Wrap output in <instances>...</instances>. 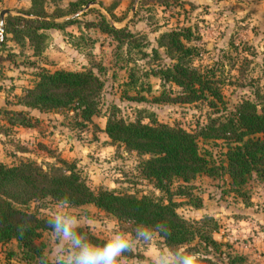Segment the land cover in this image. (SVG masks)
<instances>
[{
	"label": "rangeland",
	"instance_id": "obj_1",
	"mask_svg": "<svg viewBox=\"0 0 264 264\" xmlns=\"http://www.w3.org/2000/svg\"><path fill=\"white\" fill-rule=\"evenodd\" d=\"M56 6L65 10L70 2ZM88 7L73 17L64 29L42 30L38 49L26 38H16L3 29L0 45V163L11 166L32 161L46 170L62 159L73 166L86 185L115 193L149 195L165 202L163 192L140 173L146 155L112 142L104 132L108 114L124 121L165 123L198 133L209 118L232 113L244 99L264 101V0H88ZM86 4V3H85ZM75 9L76 13L82 7ZM29 0H0L4 26L8 17L21 16ZM50 13L54 6L43 4ZM70 13V14H73ZM25 14V13H24ZM64 15L62 17L70 15ZM101 16L115 28L130 33L120 40L101 32ZM48 19L47 17H40ZM61 18V17H59ZM54 18L53 20H58ZM57 22V21H56ZM62 22V21H58ZM22 29V27L15 26ZM176 29L188 33L182 42L195 49L191 64L216 80L221 101L208 104L210 96L180 103L155 100L173 97L180 89L155 74L172 63L157 45L162 32ZM91 70L102 81L98 112L84 120L78 110L38 111L21 105L24 90L31 88L42 70ZM24 111L36 119L32 127L8 123L12 111ZM197 150L210 165L219 167L213 176L198 174L189 181L190 197L173 195L176 212L187 220L212 217L216 229L211 236L217 250L194 239L180 250L194 247L213 264H264V179L254 172L241 185H233L224 173L226 145L221 139L196 138ZM178 181H173V191ZM200 198L195 208L193 203ZM25 209L40 218L54 220L63 214L77 220V227L103 239L113 232L129 234L133 251L122 255L120 264H157L168 250L152 232L148 242L136 239L126 224L86 203L71 206L49 197L28 202ZM43 258L24 259L16 242L0 244V264H66L67 243L53 228L41 231ZM189 252H193L190 248Z\"/></svg>",
	"mask_w": 264,
	"mask_h": 264
},
{
	"label": "trees",
	"instance_id": "obj_2",
	"mask_svg": "<svg viewBox=\"0 0 264 264\" xmlns=\"http://www.w3.org/2000/svg\"><path fill=\"white\" fill-rule=\"evenodd\" d=\"M59 1L29 0L30 6L23 12L48 19L8 17L5 30L18 40L20 37L26 38L37 50L38 44L44 41L42 30L64 29L74 20L70 18L56 22L54 18L73 13L88 0L70 2L65 10L56 6ZM45 3L54 6L50 13L43 9ZM18 25L22 29L15 27ZM94 26L115 40L130 34L125 27L115 28L108 24L103 16ZM187 38V32L176 29L159 35L157 45L164 49L172 63L155 74L163 82L178 87L180 92L173 97H155V100L188 103L210 96L208 104L214 106L222 102L219 87L215 79L192 66L191 60L196 53L193 47L182 42ZM101 87L102 81L91 70L57 69L49 72L42 69L34 85L24 90L20 102L22 106L38 111H60L71 106L79 111L84 120H89L98 112ZM7 120L11 125L22 127H32L36 121L22 110L12 111ZM104 132L112 142H120L127 150L140 156L146 155L140 162V173L144 178L152 180L155 188L164 193L165 202L149 195L137 197L105 188L93 191L74 171L73 166L62 159L58 160V165H51L46 170L32 161H21L11 166L0 163V244L14 240L24 259L43 258V245L35 240L40 237L41 231L52 228L50 220L38 217L25 207L32 200L49 197L55 202L71 206L93 204L123 221L127 231L134 235L138 231L150 229L174 254L180 246L194 239L205 248L217 250L219 243L211 236V232L216 229L212 217L184 219L176 212L178 203L172 200L174 194L191 196L192 187L188 183L196 175L213 176L219 169L210 165L198 152L196 138L223 140L226 145L223 170L231 184L241 185L252 172L264 179V101L257 104L247 99L241 100L232 113L209 118L196 134L165 123L124 121L113 113L106 117ZM173 181H178V184L172 191L170 187ZM200 203V198H196L193 205L198 208ZM161 227L171 234L165 237L160 231ZM76 231L93 243L105 242L81 227H77ZM190 248L193 253L197 252L194 247L183 250L189 252ZM205 264H213V261L207 257Z\"/></svg>",
	"mask_w": 264,
	"mask_h": 264
},
{
	"label": "clouds",
	"instance_id": "obj_3",
	"mask_svg": "<svg viewBox=\"0 0 264 264\" xmlns=\"http://www.w3.org/2000/svg\"><path fill=\"white\" fill-rule=\"evenodd\" d=\"M54 232L62 236L67 243L66 264H120V258L125 253L133 251L132 239L129 234L113 232L103 243H93L86 240L82 233H78L77 220L71 216L57 214L49 221ZM165 237L171 233L161 227ZM152 237L150 229L136 233V239L148 242ZM207 257L200 252H188L178 249L175 254L162 253L157 264H205Z\"/></svg>",
	"mask_w": 264,
	"mask_h": 264
},
{
	"label": "water",
	"instance_id": "obj_4",
	"mask_svg": "<svg viewBox=\"0 0 264 264\" xmlns=\"http://www.w3.org/2000/svg\"><path fill=\"white\" fill-rule=\"evenodd\" d=\"M88 7V3L85 4L84 7H82V9H80L79 11H77L76 13H73V14H70L68 16H65V17H61L59 18L58 20H55V21H65V20H68L70 18H73V17H76L77 14L81 13L85 8ZM9 13V10L8 9H2L0 10V45H1V42H2V38H3V29H4V21H3V16L4 14H7ZM21 16H27V17H30L32 19H36V20H45L43 18H40V17H36V16H32V15H28V14H24V13H20Z\"/></svg>",
	"mask_w": 264,
	"mask_h": 264
}]
</instances>
